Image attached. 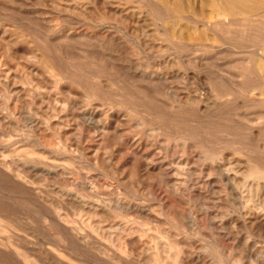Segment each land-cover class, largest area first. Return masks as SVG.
<instances>
[{"label":"rangeland","instance_id":"rangeland-1","mask_svg":"<svg viewBox=\"0 0 264 264\" xmlns=\"http://www.w3.org/2000/svg\"><path fill=\"white\" fill-rule=\"evenodd\" d=\"M262 15L264 0H0L3 244L36 264H264Z\"/></svg>","mask_w":264,"mask_h":264},{"label":"bare ground","instance_id":"bare-ground-1","mask_svg":"<svg viewBox=\"0 0 264 264\" xmlns=\"http://www.w3.org/2000/svg\"><path fill=\"white\" fill-rule=\"evenodd\" d=\"M240 11V10H239ZM238 10H237V12H239ZM241 12V11H240ZM263 16V15H262ZM264 17V16H263ZM261 18V17H260ZM261 19H263V18H261ZM250 21V20H249ZM261 21V20H260ZM247 22V21H246ZM259 22V21H258ZM257 22V23H258ZM216 23V25H217V22H215ZM252 23V22H251ZM263 23H264V21H263ZM256 24V23H255ZM260 24H262L261 22L259 23V25ZM258 25V24H257ZM213 26V25H212ZM262 26V25H261ZM209 27V26H208ZM214 27H216V26H214ZM252 30V29H251ZM255 31V30H254ZM257 31H255L254 33H256ZM222 33V32H221ZM244 33V32H243ZM259 33V32H258ZM262 34V33H261ZM261 34H259V35H261ZM218 36V35H217ZM233 36V35H232ZM250 36V35H249ZM226 37V36H225ZM229 37V36H228ZM252 37V36H251ZM242 38V37H241ZM247 40V39H246ZM258 40H260V39H258ZM262 40V39H261ZM243 41V40H242ZM245 41V40H244ZM250 41V40H249ZM239 42H240V40H239ZM247 42V41H246ZM240 43H242V42H240ZM264 43V42H263ZM252 45V44H251ZM262 45V44H261ZM260 45V46H261ZM228 47V46H227ZM263 47V46H262ZM203 48V47H202ZM254 48V47H253ZM253 48H251V49H253ZM255 49V48H254ZM258 49V48H257ZM261 49V48H260ZM260 51V50H259ZM253 52V51H252ZM250 53H251V51H250ZM257 53V52H256ZM262 53V52H261ZM258 54H260L259 52H258ZM261 55V54H260ZM263 56V55H262ZM260 58V57H259ZM259 58H257V59H259ZM264 58V57H263ZM260 60V59H259ZM248 61V60H247ZM257 62V61H256ZM261 62V61H260ZM257 64H259V62L257 63ZM258 66V65H257ZM263 67V66H262ZM238 69V68H237ZM259 69H260V67H259ZM258 69V70H259ZM262 71H264L263 69H261ZM232 76H234V75H232ZM247 76V75H246ZM239 77V76H238ZM238 79V78H237ZM253 90V89H252ZM253 92V91H252ZM263 94H264V92H262ZM254 95H256V94H254ZM259 96H262V95H259ZM226 97V96H225ZM255 98V97H254ZM260 98V97H259ZM225 99H227V98H225ZM235 99V98H234ZM250 100V99H249ZM253 101L254 100H257V99H252ZM233 101V100H232ZM223 102V101H222ZM250 102V101H249ZM255 102V101H254ZM235 104V103H234ZM187 105V104H186ZM216 105V104H215ZM230 105V104H229ZM247 105V104H246ZM260 106V105H259ZM215 107V106H214ZM223 107H225V106H223ZM231 107H232V105H231ZM230 107V108H231ZM240 107V106H239ZM229 108V107H228ZM246 109V108H245ZM219 110V109H218ZM224 110V109H223ZM214 111V110H213ZM223 112V111H222ZM264 112V111H263ZM263 112H261V113H263ZM225 113V112H224ZM257 113H260V112H257ZM221 114V113H220ZM228 114V113H227ZM231 114V113H230ZM253 114V113H252ZM255 114V113H254ZM209 115V114H208ZM207 115V116H208ZM232 115V114H231ZM214 116V115H213ZM243 116V115H242ZM212 117V116H211ZM228 117H230V116H228ZM219 118V117H218ZM234 118V117H233ZM91 119V118H90ZM160 119V118H159ZM236 119V118H235ZM89 121V120H88ZM88 123V122H87ZM255 127H257V126H255ZM260 126H258V128H259ZM262 127V126H261ZM94 128V127H93ZM251 128V127H250ZM249 128V129H250ZM99 129V128H98ZM245 129V128H244ZM253 129V128H252ZM218 132V131H217ZM224 134V133H223ZM191 135V134H190ZM9 136V135H8ZM226 136V135H225ZM209 137V136H208ZM10 138V137H9ZM11 138H12V136H11ZM205 138V137H204ZM202 139V138H201ZM13 140V139H12ZM202 141H204V140H202ZM206 141V140H205ZM224 141V140H223ZM11 142V141H10ZM9 142V143H10ZM208 142V141H207ZM12 143V142H11ZM5 145H9V144H6L5 143ZM213 145V144H212ZM1 146H4V143H3V145L1 144ZM0 146V147H1ZM10 146H11V144H10ZM9 146V147H10ZM12 147V146H11ZM205 147H206V145H205ZM209 147V146H208ZM7 153V152H6ZM20 153V152H19ZM212 153V152H211ZM18 155V154H17ZM27 155V154H26ZM211 155V154H210ZM30 156V155H29ZM35 156V155H34ZM36 157V156H35ZM29 159L31 160V158L29 157ZM255 160V159H254ZM21 161H23V159L21 160ZM27 161H29V160H27ZM66 161V160H65ZM260 161V160H259ZM17 162V161H16ZM23 163V162H22ZM55 163V162H54ZM53 163V164H54ZM255 163V162H254ZM257 163H258V159H257ZM262 163H264V162H262ZM25 165H27V164H25ZM56 164H54V166H55ZM260 165V163H258V166ZM262 165V164H261ZM27 166H29V165H27ZM57 168H59V164L57 163ZM253 166V165H252ZM256 166V165H255ZM46 167V166H45ZM261 167H264L263 165L261 166ZM44 168V167H43ZM35 169V168H34ZM61 169V168H60ZM1 170V169H0ZM30 170V169H29ZM45 170V169H44ZM57 170H59V169H57ZM61 170H64V169H61ZM253 170V172H254V175H255V177L258 179V180H263L264 179V169H262V168H258L257 166L256 167H254V168H252L251 169V171ZM241 171V170H240ZM42 172V171H41ZM60 172V171H59ZM58 172V173H59ZM26 173V172H25ZM24 173V174H25ZM43 173V172H42ZM61 173V172H60ZM63 173V172H62ZM75 173V172H74ZM23 174V175H24ZM63 174H65V173H63ZM245 174V173H244ZM8 175V174H7ZM7 175H5V176H7ZM16 175V174H15ZM68 175V174H67ZM253 175V174H252ZM230 176V175H229ZM181 177V176H180ZM244 177V176H243ZM9 178V177H8ZM252 178H254V177H252ZM6 179V178H5ZM13 179V178H12ZM17 177H16V182H17ZM1 180V179H0ZM224 180V179H223ZM20 181H22V180H20ZM2 183V182H1ZM7 184V183H6ZM10 184V183H9ZM9 184H7V185H9ZM5 185V184H4ZM22 185V184H21ZM77 185V184H76ZM3 186V185H2ZM30 186H32V185H30ZM16 187H18V186H16ZM83 187V186H82ZM3 188V187H2ZM30 188V187H29ZM188 188V187H187ZM9 189V188H8ZM37 189V188H36ZM11 190V189H10ZM18 190V189H17ZM32 190H33V188H32ZM35 190V189H34ZM81 190H83V189H81ZM60 191V190H59ZM258 191V190H257ZM18 192V191H17ZM26 192V191H25ZM28 192V191H27ZM34 193V192H33ZM235 193V192H234ZM237 194V193H236ZM31 195V194H30ZM77 195V194H76ZM80 195H81V193H80ZM35 196H37L36 194H35ZM9 197V196H8ZM38 197H40V196H38ZM77 198V197H76ZM82 199H83V197H82ZM35 200V199H34ZM34 200H32L33 202H35ZM62 200V199H61ZM226 201V200H225ZM73 202V201H72ZM30 203V202H29ZM32 203V202H31ZM71 203V202H70ZM35 203H33V205H34ZM40 205V204H39ZM79 205V204H78ZM35 207H37V206H35ZM1 208H3V207H1ZM80 208V207H79ZM35 210V209H34ZM57 210V209H56ZM81 211H82V209H81ZM52 212V211H51ZM8 213V212H7ZM48 213L49 214H51L50 213V211H48ZM47 213V214H48ZM6 214V213H5ZM4 214V215H5ZM8 214H10V212L8 213ZM47 214H45V215H47ZM63 214H65V213H63ZM0 215H3V214H0ZM10 215H13V214H10ZM33 216H34V214H33ZM49 215H47V217H48ZM54 216V215H53ZM69 216V215H68ZM67 216V217H68ZM14 217V216H13ZM35 217V216H34ZM46 217V219H48ZM52 217V215L50 216V218ZM70 217V216H69ZM32 218V217H31ZM49 218V219H50ZM85 218V217H84ZM51 219H54V218H51ZM51 219L49 220V222L51 221ZM66 219V218H65ZM15 220H16V218H15ZM30 220H32V219H30ZM54 220H56V222H57V219H54ZM85 220V219H84ZM19 221V220H18ZM53 221V220H52ZM7 222V221H6ZM20 222V221H19ZM19 222H17L18 224L17 225H19ZM55 222V221H54ZM75 222V221H74ZM73 222V223H74ZM80 222V221H79ZM131 221H127V223H129V224H131L130 223ZM33 223V222H32ZM43 223V222H42ZM12 224V223H11ZM49 224V223H48ZM50 224H51V222H50ZM52 224H54V223H52ZM51 224V225H52ZM57 224V223H56ZM37 225V224H36ZM55 225V224H54ZM77 225L79 226V224L77 223ZM120 225V224H119ZM119 225H117L116 226V230L118 229V228H120L119 227ZM68 226V225H67ZM75 226V225H74ZM83 226V225H82ZM82 226H81V229H82ZM130 226V225H129ZM29 227H30V229L31 230H33L31 227L32 226H30L29 225ZM28 227V228H29ZM49 227V226H48ZM51 227H53V225L51 226ZM86 227V226H85ZM94 227V226H93ZM15 228H17V227H15ZM14 228V229H15ZM18 228H19V226H18ZM17 228V229H18ZM44 228V227H43ZM132 228V227H131ZM10 229V228H9ZM45 229H46V227H45ZM126 229V228H125ZM38 230V229H37ZM71 231H73V232H75L76 230L75 229H70ZM92 230H93V228H92ZM97 230V229H96ZM102 230V229H101ZM100 230V231H101ZM33 231H36L35 229L33 230ZM61 231V230H60ZM66 231V230H65ZM65 231H63V232H65ZM82 231V230H81ZM99 231V230H98ZM104 231H105V229H104ZM103 231V232H104ZM17 232V231H16ZM37 233H38V231H36ZM35 232V234H37ZM72 232V233H73ZM83 232H84V230H83ZM93 232V231H92ZM131 232V231H130ZM18 233V232H17ZM27 233V232H26ZM40 233V232H39ZM67 233V232H66ZM69 233V232H68ZM90 233V232H89ZM99 233V232H98ZM123 233H125V231H123ZM16 234V233H15ZM20 234V233H19ZM21 234H22V232H21ZM35 234H33L34 236H35ZM49 234V233H48ZM58 234V233H57ZM65 234V233H64ZM81 234V233H80ZM97 234V233H96ZM30 234H28V236H29ZM43 235V234H42ZM47 235V234H46ZM54 235V234H53ZM59 235V234H58ZM57 235V236H58ZM67 235V234H66ZM74 235V234H73ZM141 235H142V233H141ZM28 236H26V237H28ZM38 236H39V234H38ZM52 236V235H51ZM50 236V237H51ZM55 236V235H54ZM60 236H61V233H60ZM82 236V235H81ZM113 236V235H112ZM126 236V235H125ZM139 236V235H138ZM40 237V236H39ZM43 237V236H42ZM42 237H40V238H42ZM49 237V236H48ZM47 237V238H48ZM64 237V236H63ZM62 237V238H63ZM82 237H84V236H82ZM32 238V237H31ZM52 238V237H51ZM59 238V237H58ZM67 238V237H66ZM88 238V237H87ZM96 238V237H95ZM109 238V237H108ZM111 238V237H110ZM121 238V237H120ZM12 239V238H11ZM24 240H25V238H23ZM36 239H38V237L36 238ZM43 239V238H42ZM44 239H45V237H44ZM50 239V238H49ZM80 239V238H79ZM94 239V238H93ZM112 239V238H111ZM142 239V238H141ZM21 240V239H20ZM32 240V239H31ZM39 240H41V239H38V241ZM52 240V239H51ZM61 240V239H60ZM108 240H110V239H108ZM33 241V240H32ZM35 241V240H34ZM43 240H41L40 242H42ZM48 240H46V242H47ZM59 241V240H58ZM62 241V240H61ZM71 241V240H70ZM73 241V240H72ZM83 241H85V240H83ZM119 241V240H118ZM133 241V240H132ZM3 242L4 241H1L0 240V254H1V256L2 257H5L2 261H1V263L2 264H8V262H11L10 264H36L37 262H38V259L36 260L37 262H35V261H33L31 258H29L28 257V255H26V254H24V253H22V252H20L19 250H18V248L19 247H17V246H12L13 244L9 241V240H7L6 239V241H5V243L3 244ZM26 242V241H25ZM39 242V243H40ZM55 242V241H54ZM67 242H69V241H67ZM67 242H65V243H67ZM86 242H88V241H86ZM23 243V242H22ZM27 243V242H26ZM58 243V242H57ZM61 243V242H60ZM71 243V242H70ZM73 243V242H72ZM109 243V242H108ZM125 243H127V242H125ZM20 244V243H19ZM28 244H30V243H27V245ZM42 243H40V245H41ZM45 244V243H44ZM50 244H51V242H50ZM53 244V243H52ZM136 244V243H135ZM48 245V244H47ZM56 245V244H55ZM61 244H59V246H60ZM65 245V244H64ZM67 245V244H66ZM72 245V244H71ZM79 245V244H78ZM85 245H86V243H85ZM21 246V245H20ZM31 246V245H30ZM33 246V245H32ZM32 246H31V248H32ZM57 246V245H56ZM55 246V247H56ZM106 246V245H105ZM23 247V246H22ZM35 248H36V246H34ZM39 247V246H38ZM47 247V246H46ZM62 247V246H61ZM65 248V247H64ZM68 248V247H67ZM74 248V247H73ZM81 248H82V246H81ZM27 249V248H26ZM47 249H48V247H47ZM57 249V248H56ZM74 249H76V248H74ZM89 249V248H88ZM92 249V248H91ZM97 249V248H96ZM205 249H207V248H205ZM209 249V248H208ZM28 250H30L29 248H28ZM66 250V249H65ZM68 250H69V248H68ZM83 250H84V247H83ZM82 250V251H83ZM115 250H117V249H115ZM163 250V249H162ZM31 251H35V250H31ZM43 251V250H42ZM42 251H40V252H42ZM47 251H49V253L51 254V257H52V259H55L54 261H56V263H58V264H69V262H68V260L66 259V258H64V257H62L61 255L59 256V255H55L51 250H47ZM76 251V250H75ZM87 251H89V250H87ZM94 251V250H93ZM98 251V250H97ZM112 251V250H111ZM110 251V252H111ZM24 252H26L25 250H24ZM60 252V251H59ZM63 253L65 252V251H62ZM173 252V251H172ZM37 253V252H36ZM89 253V252H88ZM100 253V252H99ZM117 253H119V252H117ZM164 253V252H163ZM31 253H29V255H30ZM40 254V253H39ZM73 254V253H72ZM77 254H78V252H77ZM77 254H75V255H77ZM82 254V253H81ZM116 254V253H115ZM32 255V254H31ZM43 255V254H42ZM41 255V256H42ZM65 255V254H64ZM66 255H68V254H66ZM79 255V254H78ZM77 255V256H78ZM111 255H113L112 253H111ZM36 256V255H35ZM81 257H84L83 256V254L82 255H80ZM115 255H113V257H114ZM121 256V255H120ZM154 256H155V254H154ZM31 257H33V255L31 256ZM38 257V256H37ZM68 257H70L71 258V256H68ZM109 257H111V256H109ZM116 257V256H115ZM156 257V256H155ZM46 258V257H45ZM48 258H49V256H48ZM74 258V257H73ZM104 258V257H103ZM108 258V257H107ZM122 258V257H121ZM44 259V258H43ZM51 259V260H52ZM76 259V258H75ZM83 260H84V258H82ZM98 259V258H97ZM157 260H159L158 258H156ZM41 260V259H40ZM50 260V259H49ZM50 260V261H51ZM82 260V261H83ZM150 260V259H149ZM44 261V260H43ZM42 261V262H43ZM46 261H47V258H46ZM49 261V262H50ZM81 261V260H80ZM107 261V260H106ZM111 261V260H110ZM113 261V260H112ZM120 261V260H119ZM237 261H239V260H237ZM77 262H78V260H77ZM125 262H126V260H125ZM133 262V261H132ZM151 262V261H150ZM152 262H153V259H152ZM158 262V261H157ZM156 262V263H157ZM232 262V261H231ZM0 263V264H1ZM43 263H45V262H43ZM84 263V262H83ZM118 263V262H117ZM146 263V262H145ZM154 263V262H153ZM178 263V262H177ZM42 264V263H41ZM50 264V263H49ZM85 264H87L86 262H85ZM109 264V263H108ZM128 264V263H127ZM130 264V263H129ZM158 264H160L159 262H158ZM232 264V263H231ZM235 264V263H234ZM237 264V263H236ZM240 264V263H239Z\"/></svg>","mask_w":264,"mask_h":264}]
</instances>
